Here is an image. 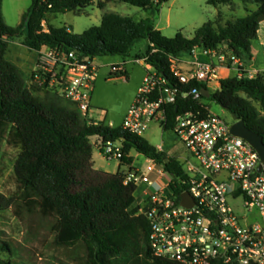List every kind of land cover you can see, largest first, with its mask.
Instances as JSON below:
<instances>
[{
  "label": "trees",
  "instance_id": "obj_1",
  "mask_svg": "<svg viewBox=\"0 0 264 264\" xmlns=\"http://www.w3.org/2000/svg\"><path fill=\"white\" fill-rule=\"evenodd\" d=\"M113 1L158 10L167 0H98L97 4L103 8ZM255 2L257 9L245 16L225 23L221 18L209 20L192 37L181 31L168 37L155 27L152 18L137 20L117 12L105 13L100 25L80 34L66 24L48 23L49 31H45L43 21L49 15L84 12L93 0H33L21 22L9 26L0 0V133H7L10 143L20 148L14 166L20 192L11 197L0 192V211L12 208L24 227L20 240L0 228V250L12 256L0 259V264H20L13 257L16 254L28 264H36L37 242L46 240L48 234L60 254L55 255L60 264H179L153 255L149 222L138 213L135 188L125 185L120 173L95 166L91 137H99L102 143L123 138L128 154L136 149L162 158L165 152H158L143 136L121 126L88 123L71 101L54 91L35 94L21 68L7 58L8 41L23 36V44L33 51L51 46L97 58L128 57L137 42L147 39L146 63L166 78L169 87L178 90L175 101L166 105V130L173 128L177 115L187 111L206 116L210 107L205 100L210 99L229 110L235 120H243L264 141L263 74L223 78L218 89L212 90L207 82L196 79L183 83L171 70L172 57L181 58L197 47L209 52L225 46L247 64L251 46L259 39V16L264 14V0ZM208 3L232 6L235 0ZM202 88L209 89L211 95L195 98L191 94ZM254 101L260 103L261 110ZM167 169L180 172L181 163L171 158Z\"/></svg>",
  "mask_w": 264,
  "mask_h": 264
},
{
  "label": "built area",
  "instance_id": "obj_2",
  "mask_svg": "<svg viewBox=\"0 0 264 264\" xmlns=\"http://www.w3.org/2000/svg\"><path fill=\"white\" fill-rule=\"evenodd\" d=\"M43 25L49 31L46 20ZM36 52L37 64L28 83L58 93L88 123L97 124L90 117L100 67L97 58L51 46ZM219 59L227 63L223 68L243 75L244 63L232 52ZM135 61L145 63L146 74L121 127L141 136L153 122L166 130V105L175 101L178 90L169 87L145 57ZM178 62L179 58H171V70L183 83L196 79L210 85L219 79L221 67L212 62L196 60L188 72ZM110 72L126 74L123 64H112ZM191 94L201 98L202 92L193 89ZM232 124L210 108L206 116L194 111L177 115L169 130L185 146L181 156L165 153L159 158L136 149L128 154L123 138L102 143L103 157L126 168L118 172L123 183L143 198L136 206L149 222V247L155 257L179 264H264V159L247 139L231 131ZM157 149L165 152L162 145ZM126 156L133 160L125 162ZM171 158L181 163L180 172L167 169ZM185 192L191 205L182 202Z\"/></svg>",
  "mask_w": 264,
  "mask_h": 264
},
{
  "label": "rangeland",
  "instance_id": "obj_3",
  "mask_svg": "<svg viewBox=\"0 0 264 264\" xmlns=\"http://www.w3.org/2000/svg\"><path fill=\"white\" fill-rule=\"evenodd\" d=\"M33 0H3L2 12L6 24L17 26L22 19V15L29 9ZM98 0L93 3L84 12L77 13L68 11L66 13L51 14L48 20L55 26L68 25L76 34L84 32L94 25H100L102 17L108 12H117L122 15H129L137 20L152 18L154 25L168 37H174L179 31L184 35L192 37L197 28L209 20L221 18L222 23L228 20H235L238 17L245 16L257 9L255 0L245 2L244 0H235L232 6L221 5L216 7L208 3V0H167L159 6V9L145 10L141 7L122 2L113 1L101 8L97 4ZM46 21V25L49 23ZM264 25V20L260 21ZM147 39H141L134 46L127 64L128 74L125 76H113L110 67L106 64L120 57L104 56L97 57L100 64L98 76L95 80V88L92 97L93 112L90 117L105 124L112 123L113 126H121L128 112L130 105L137 94L138 87L141 85L146 74L145 63H139L134 60L135 54L144 51L147 48ZM216 58H205L212 62L218 68L219 79L210 83L212 90H217L220 86V80L230 76L238 75L235 69L228 70L223 68L227 64L219 59L221 54L229 55L230 51L225 46H221L218 51H214ZM6 56L9 60L17 64L24 72L29 81L34 68L37 64V52L29 49L23 44V36L12 38L8 41ZM245 69L241 72L243 75H257L255 67L248 62L244 63ZM260 74V72H259ZM264 75V73H261ZM35 94L45 95V89H33ZM211 111L223 117L230 124L236 120L232 113L213 100L206 99ZM254 104L261 110V105L254 101ZM143 137L152 145L158 146L163 144L165 153L181 156L185 155L186 149L183 143L177 138L174 132L163 130L159 124L153 122L150 128L143 134ZM93 144V159L95 166L106 172L116 173L119 165L116 160L109 161L103 157L101 152L102 142L97 136L91 137ZM20 148L9 141L7 133H0V192L6 196H15L20 192L19 183L16 180L14 166ZM135 154V152H134ZM122 167V170H125ZM142 197H137L135 205L142 202ZM0 228L20 240L23 236L24 227L21 221L14 215L12 208L0 211ZM53 237L47 235L46 240L38 241L36 251L39 259L36 264H60L55 255L58 254L52 246ZM57 253V254H56ZM13 257L20 264H28V260L18 254ZM12 258L8 251L0 250V259Z\"/></svg>",
  "mask_w": 264,
  "mask_h": 264
},
{
  "label": "crops",
  "instance_id": "obj_4",
  "mask_svg": "<svg viewBox=\"0 0 264 264\" xmlns=\"http://www.w3.org/2000/svg\"><path fill=\"white\" fill-rule=\"evenodd\" d=\"M46 21H49L48 18L46 19ZM50 23V21H49ZM48 25V24H47ZM156 27V26H155ZM157 28V27H156ZM160 30V28H157ZM148 41V40H147ZM148 44H149V41H148ZM147 44V46H148ZM146 50V49H145ZM144 51H140L138 53L135 54V57H134V60L137 59V58H144L143 57V54H144ZM249 55L251 57V59L249 60V63L251 64L252 67H255L256 69V72L259 74L261 73H264V25L263 24H260V30H259V39L257 42H255L252 46H251V49H250V52H249ZM120 58L118 60H113L111 62H108L106 63L109 67L112 65V64H123L124 65V68H125V71L126 73L128 74V69H127V64L129 62V57H124V56H120L118 55ZM209 58H213L215 59L216 56H215V53L214 51L212 52H207L205 51L204 49L202 48H195L194 51H192L191 53H188V54H185L183 55L181 58H179V62H178V67L183 71V72H188L189 70H191L192 68V65L193 63L196 61V60H199V61H207V59ZM257 74V75H258ZM140 87V86H139ZM138 87V89H139ZM138 92V90H137ZM134 100V99H133ZM93 112V110H92ZM93 119V118H92ZM95 120V119H93ZM99 138V137H98ZM99 140H101L99 138ZM102 142V140H101ZM163 146V144H161ZM160 146V145H158ZM156 146V147H158ZM164 148V146H163ZM135 152V150H132L131 151V154L133 155ZM169 154V153H168ZM119 165V163H118ZM119 170H122V167L119 166ZM119 170L117 172H119ZM126 170V169H125ZM123 171V170H122ZM116 172V173H117Z\"/></svg>",
  "mask_w": 264,
  "mask_h": 264
},
{
  "label": "water",
  "instance_id": "obj_5",
  "mask_svg": "<svg viewBox=\"0 0 264 264\" xmlns=\"http://www.w3.org/2000/svg\"><path fill=\"white\" fill-rule=\"evenodd\" d=\"M262 20H264V14L259 16V21ZM201 92L206 97L211 95V91L207 88H202ZM231 131L247 139L258 150L262 159H264V141L262 135L249 128L243 120H236L231 126ZM182 202L185 205L192 204L188 192L182 194Z\"/></svg>",
  "mask_w": 264,
  "mask_h": 264
}]
</instances>
